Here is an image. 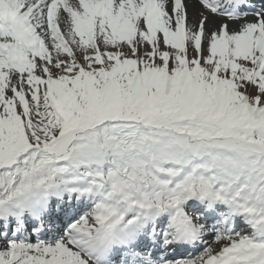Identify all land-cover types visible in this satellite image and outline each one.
<instances>
[{
	"label": "snow or ice",
	"instance_id": "snow-or-ice-1",
	"mask_svg": "<svg viewBox=\"0 0 264 264\" xmlns=\"http://www.w3.org/2000/svg\"><path fill=\"white\" fill-rule=\"evenodd\" d=\"M0 264H264V0H0Z\"/></svg>",
	"mask_w": 264,
	"mask_h": 264
},
{
	"label": "bare ground",
	"instance_id": "bare-ground-1",
	"mask_svg": "<svg viewBox=\"0 0 264 264\" xmlns=\"http://www.w3.org/2000/svg\"><path fill=\"white\" fill-rule=\"evenodd\" d=\"M198 7H199L198 5H194L192 3L189 4V18H190V20L196 18L195 13H196V10H197ZM211 240H209V241H211Z\"/></svg>",
	"mask_w": 264,
	"mask_h": 264
}]
</instances>
